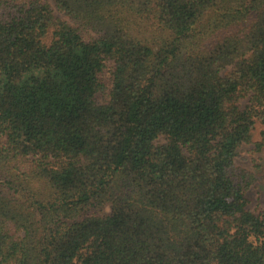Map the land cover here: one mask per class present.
I'll use <instances>...</instances> for the list:
<instances>
[{"label":"trees","instance_id":"obj_1","mask_svg":"<svg viewBox=\"0 0 264 264\" xmlns=\"http://www.w3.org/2000/svg\"><path fill=\"white\" fill-rule=\"evenodd\" d=\"M257 124L264 0H0V264H264Z\"/></svg>","mask_w":264,"mask_h":264},{"label":"rangeland","instance_id":"obj_2","mask_svg":"<svg viewBox=\"0 0 264 264\" xmlns=\"http://www.w3.org/2000/svg\"><path fill=\"white\" fill-rule=\"evenodd\" d=\"M102 81L106 89L98 95L100 103L108 99L107 94L111 86L109 69L102 74ZM244 104L245 101H241V105ZM262 131L263 128L257 124L251 144L243 146L235 160L236 181L245 189L248 209L254 213L264 210V145L257 147L263 142Z\"/></svg>","mask_w":264,"mask_h":264}]
</instances>
